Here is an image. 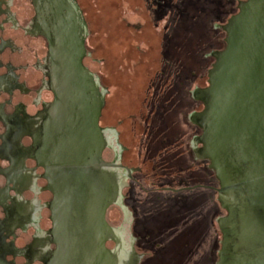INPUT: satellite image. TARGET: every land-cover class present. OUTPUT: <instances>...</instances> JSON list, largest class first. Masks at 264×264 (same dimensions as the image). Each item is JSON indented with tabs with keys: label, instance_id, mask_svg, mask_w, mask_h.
Returning a JSON list of instances; mask_svg holds the SVG:
<instances>
[{
	"label": "water",
	"instance_id": "obj_1",
	"mask_svg": "<svg viewBox=\"0 0 264 264\" xmlns=\"http://www.w3.org/2000/svg\"><path fill=\"white\" fill-rule=\"evenodd\" d=\"M233 11L232 3L227 19ZM46 13L50 20L40 19L56 92L43 148L56 193L59 249L52 264H140L142 255L127 251L122 231L107 221L121 196L120 178L112 171L117 165L102 157L108 142L99 121L108 88H101L88 58L84 63L88 25L76 1L51 0ZM216 27L224 31L209 53L203 87L192 91L199 102L189 114L202 129L193 137L195 155L209 161L220 184L216 264H264V0L241 1L239 12ZM205 176L207 185L214 183Z\"/></svg>",
	"mask_w": 264,
	"mask_h": 264
},
{
	"label": "flooded vegetation",
	"instance_id": "obj_2",
	"mask_svg": "<svg viewBox=\"0 0 264 264\" xmlns=\"http://www.w3.org/2000/svg\"><path fill=\"white\" fill-rule=\"evenodd\" d=\"M143 1L146 6L157 5L162 10L159 0ZM230 1L234 11L224 24H214L215 30H223L216 25H225L239 12L240 2L247 0ZM50 3L51 0H0V264H52L59 249L53 220L56 193L51 188L43 152L53 115L52 106L56 99L49 41L41 23L42 18L40 19V15H44L46 20H50V15L46 13ZM81 12L83 16L82 9ZM84 20L86 21L85 18ZM83 38L86 48L85 63L90 54L89 25ZM102 87L108 88L101 82ZM109 93L108 88L99 121L108 142L102 157L106 163L117 165L112 171L120 178L121 196L118 203L109 207L107 221L122 231L127 251L134 249L142 255L140 264H143L146 256L141 242L151 236L149 245L153 243L155 247L152 251L155 252L158 248L160 250L157 257L152 258V262H158L161 253L177 249L173 245L176 234L170 236V245H163L159 240V235H164L157 224L159 211L165 213L162 220L179 230L187 224L185 213L189 207L203 200L202 221L199 219L196 222L202 229V236L200 234L198 247L192 250L196 254H204V235L213 231L218 260L222 240L217 222L221 217L222 207L218 198L220 184L215 172L209 168V161L196 157L192 142L194 136L202 133V129L190 122L188 114L187 125H192L193 131L200 132H196L191 139L189 135L188 138L185 135L177 142L165 140L176 163L172 167L163 162L161 164L156 157V125L151 117L131 116V120L138 124L134 132H144L140 145L133 146L125 141V133L120 129L123 120L113 122L106 118ZM201 104L203 109L204 105ZM146 126L149 128L145 130ZM190 158L195 162L191 169L200 171L203 168L205 174L208 172L212 177L213 184H172L173 180L184 178L183 173L190 168L187 162ZM197 188L208 189L211 193L210 197L214 202L212 218L209 213H205L206 198L202 196L200 199L192 195ZM143 225L145 228H141ZM107 246L113 248L115 243L109 241ZM185 249L188 248L179 250Z\"/></svg>",
	"mask_w": 264,
	"mask_h": 264
},
{
	"label": "rangeland",
	"instance_id": "obj_3",
	"mask_svg": "<svg viewBox=\"0 0 264 264\" xmlns=\"http://www.w3.org/2000/svg\"><path fill=\"white\" fill-rule=\"evenodd\" d=\"M77 2L91 31L90 65L110 90L107 104L110 121L123 120L120 129L125 133V141L138 146L144 132H134L138 124L131 116L151 117L156 125L157 161L172 167L176 161L166 141L180 139L178 126L188 134L181 122L195 111L198 101L193 99L192 91L203 87L213 60L209 53L216 51L223 31L215 30L214 24L226 22L232 1L159 0L161 11L157 5L152 11L143 0ZM196 132L189 129V136ZM187 162L190 168L183 173L184 178L173 180L172 184L207 185L203 168L193 171L194 160L190 158ZM192 195L206 198L205 213L212 218L208 189L197 188ZM203 210V200L190 206L185 213L187 224L179 230L162 220L165 213L159 211L157 224L164 234L159 235V240L170 245V236L176 234L173 245L177 249L161 253L160 260L152 262L160 250L152 251L155 247L153 243L149 245L150 236L141 242L146 251L143 264H214L218 248H214L213 231L204 235V254L192 250L198 247L202 229L196 222L202 221ZM183 248L188 249L179 250Z\"/></svg>",
	"mask_w": 264,
	"mask_h": 264
},
{
	"label": "trees",
	"instance_id": "obj_4",
	"mask_svg": "<svg viewBox=\"0 0 264 264\" xmlns=\"http://www.w3.org/2000/svg\"><path fill=\"white\" fill-rule=\"evenodd\" d=\"M147 6H149V7H150L149 9H151L152 11L155 10V7H154L153 5H147ZM219 31H220V30H219ZM181 123H182V126H183L184 128H186V130H188V134L185 133V132H183V131L181 130L182 127L178 126V127H177V129H178L177 131L180 132V137H181V136H185V135H186V136L189 135V129L193 128V126H192V125H189V126L187 125V119H186V118H185V119L183 120V122H181ZM179 128H180V129H179ZM157 130H158V129H157ZM181 131H182V132H181ZM191 136H192V135L190 134L189 139L191 138ZM222 209H223V208L221 207V210H222ZM225 212H226V211H225ZM202 257H203V256H202ZM214 263H215V261H214Z\"/></svg>",
	"mask_w": 264,
	"mask_h": 264
}]
</instances>
